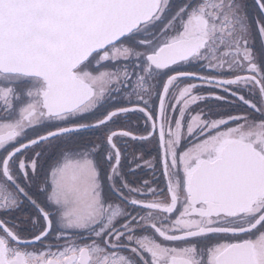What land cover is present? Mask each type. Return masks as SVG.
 Masks as SVG:
<instances>
[{"label":"snow or ice","instance_id":"6c2138e0","mask_svg":"<svg viewBox=\"0 0 264 264\" xmlns=\"http://www.w3.org/2000/svg\"><path fill=\"white\" fill-rule=\"evenodd\" d=\"M0 264H264V0H0Z\"/></svg>","mask_w":264,"mask_h":264},{"label":"flooded vegetation","instance_id":"af4514ba","mask_svg":"<svg viewBox=\"0 0 264 264\" xmlns=\"http://www.w3.org/2000/svg\"><path fill=\"white\" fill-rule=\"evenodd\" d=\"M228 109H220V111H227Z\"/></svg>","mask_w":264,"mask_h":264}]
</instances>
